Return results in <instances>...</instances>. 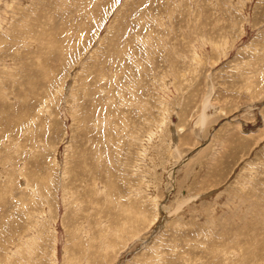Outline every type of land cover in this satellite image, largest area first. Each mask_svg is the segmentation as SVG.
Listing matches in <instances>:
<instances>
[{"label": "rangeland", "instance_id": "1", "mask_svg": "<svg viewBox=\"0 0 264 264\" xmlns=\"http://www.w3.org/2000/svg\"><path fill=\"white\" fill-rule=\"evenodd\" d=\"M0 264H264V0H0Z\"/></svg>", "mask_w": 264, "mask_h": 264}]
</instances>
